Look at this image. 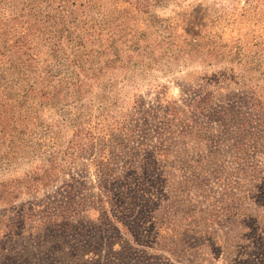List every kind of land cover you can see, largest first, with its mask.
<instances>
[{"label":"rangeland","instance_id":"obj_1","mask_svg":"<svg viewBox=\"0 0 264 264\" xmlns=\"http://www.w3.org/2000/svg\"><path fill=\"white\" fill-rule=\"evenodd\" d=\"M0 264H264V0H0Z\"/></svg>","mask_w":264,"mask_h":264}]
</instances>
